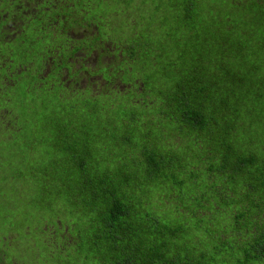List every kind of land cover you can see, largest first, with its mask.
<instances>
[{"label": "trees", "instance_id": "obj_1", "mask_svg": "<svg viewBox=\"0 0 264 264\" xmlns=\"http://www.w3.org/2000/svg\"><path fill=\"white\" fill-rule=\"evenodd\" d=\"M204 1L166 0L167 21L192 29V13L204 16ZM212 1L214 18L228 21L213 69H182L172 95L159 103L151 92L154 79L147 84L144 72L132 71L135 62L151 67L156 59L147 61L149 56L139 55L137 46L125 47L119 37H104L117 47L111 77L123 83L121 75H131L141 92L119 102L117 96L125 93L120 83L101 87L92 97L88 87L72 90L61 79L65 71L83 67L81 59L98 45L87 35L108 23L107 11L130 14L128 0H0V160L11 154L2 141L22 134L27 96L46 92L63 99L84 93L74 120L51 112L44 117L39 143L47 145L46 156L60 157L28 165L26 174L22 165L19 176L36 183L33 200L40 211L33 226L21 232L29 260L8 255L4 261L0 254V264H264V150L243 145L250 138L249 121H264V82L257 76L264 71V45L259 59L251 57L258 52L243 49L259 33L254 22L264 17V0ZM239 18L241 27L235 24ZM69 29L83 35L72 38ZM190 38L184 43L205 64L200 42L208 44V37ZM228 60L232 66L225 65ZM248 67L253 76L244 79ZM101 95L110 99L99 102ZM106 102L116 105L117 113L127 105L129 119L116 128L112 121L95 122ZM164 117L167 129L148 146L118 138L124 129L149 134ZM220 123L222 131L216 129ZM12 154L7 162L14 177ZM8 235L13 237H6V246L8 241L15 246L17 234Z\"/></svg>", "mask_w": 264, "mask_h": 264}, {"label": "rangeland", "instance_id": "obj_2", "mask_svg": "<svg viewBox=\"0 0 264 264\" xmlns=\"http://www.w3.org/2000/svg\"><path fill=\"white\" fill-rule=\"evenodd\" d=\"M165 3L166 0H128V4L125 3L124 6L132 10L130 14H113L107 11L104 16L108 23L103 27L98 26L99 28L96 32L94 28L89 31L90 37H99L105 45H108V43L104 37H119L126 42L125 47L137 46L139 55L144 54L146 59L149 56L147 61H152V58L156 59L155 65H152L151 67L147 64L144 67H139V62L137 61L135 62L132 71L138 73L144 72L141 78L147 84H150L154 79L151 92L157 96L159 103H163L172 95L175 85L178 80L181 79L182 69L191 70L195 68L200 70L204 69L205 65V69H213L215 61L213 53L215 54L216 47L219 43V37H225V28L228 25V21H225V17L222 15L218 16L220 17L219 21H217V17L214 18V14H211L214 2L212 0H205L204 10L202 11L204 16H198L197 12L196 14L192 13L191 21L194 24L192 29L184 26L173 27L170 25L171 21H167L171 12ZM115 5L120 6L121 4L115 3ZM93 12L94 10H92V13ZM27 14L32 15L33 11H27ZM134 21H136L135 24ZM81 23V20L71 21L69 27L80 25ZM241 23V18L235 22L239 27H241ZM254 25L257 26L255 31H259L257 35H252L255 42L248 43L243 47V49L249 53L260 51L261 46L264 45V17L260 24L255 21ZM176 37L180 38L177 39ZM190 37H208V44L200 42L202 55L203 52L206 51L205 64L204 58L195 56L191 47L184 43L191 39ZM89 45H92V43H89ZM44 47L45 45L41 46L42 49ZM92 47L97 50V56L92 58V67L97 68V65H99V68L92 74L104 76L106 79H109L110 77V80H113L111 75L114 73H108L109 69L104 65L105 61H108V58L106 60L104 59L106 56L102 54L99 47L96 45H93ZM260 55L261 53L258 52V54L251 57H258L257 59H259ZM169 60L171 61V65L168 63ZM220 63L223 65V62ZM225 65L232 66V63L228 60ZM166 66H170V68L167 69ZM214 68L218 70L219 66ZM111 70L113 71L114 68L112 67ZM249 70H251L249 67L245 69L243 74L245 76L244 79L253 76L252 72H249ZM166 71L167 75L165 74ZM263 72V69H261L260 74H257L261 82H264ZM202 73L204 74V70ZM124 74H127V72ZM204 76H206V74H204ZM27 79L28 76H25L24 82ZM120 79L123 81V83L121 82L122 84L119 81L120 88L125 93L121 94V98L117 96L119 102L127 99L129 95H133L135 91L138 93L141 92L138 90V80L136 81L132 79L131 75H121ZM93 81L96 82L97 78H94ZM108 84L109 82H106L104 86L106 87ZM248 85L250 90L251 85ZM100 86H102V84ZM113 89V87L109 88V91H113ZM244 89L246 88L244 87L243 90ZM97 92L98 88H96L95 85L90 91L91 96L94 97L97 95ZM18 96L23 97L24 95ZM83 97L84 93L63 96V99H59L46 92H43L38 96L35 95L34 97L27 96L22 102L23 111L21 114L22 117L19 120V123L22 122L24 126L21 136L17 134L11 135L9 138L2 141L5 144H9L8 151L10 152L8 153H13L12 157L14 156L13 162L15 163L12 165L13 173H15V176L13 177V174H10L7 162L11 154L6 158L2 157L0 160V249H2L0 254L4 258V261L8 255L13 259H19L22 261L29 260L25 255V252H23L28 245L27 240L21 232L25 230L27 225L31 224L33 226L40 211L38 204L33 200L36 195V183L27 179L26 175H24V178L19 176V173L23 170L22 165L26 167V174L27 168L30 165L36 164L37 166H40V164H43L45 161L53 163L60 157L59 153L54 152H50L48 153V156H46L45 149L48 148L47 145L39 143L38 135L43 130L44 117L51 112L53 115L60 114L66 119L74 120L77 114L76 111L80 107ZM226 98L232 103L230 88L226 90ZM96 99L99 102L104 103L105 100H109L110 97H107V95H101ZM143 99L144 96L140 95L138 100L142 102ZM215 102L218 105L220 101L215 99ZM125 107L126 108L123 109L124 114L117 113L118 107L110 102H106L101 111L102 117H99L94 121L98 122L104 119L105 123L111 121L114 122V128L119 127L123 125L124 120L129 119L128 114L126 113L128 110L127 105ZM138 115L142 120L146 119V116H143L140 109L138 110ZM153 118L154 116H152V119ZM24 121L26 126L23 123ZM168 121V117L162 118L159 127L149 134H140L136 131H134L133 134H130L128 130L124 129L121 131L118 138L122 139L129 137L130 140L136 139L139 142L146 143V146H148L156 141L155 136L160 130H164V128L167 129ZM263 124L264 121L261 123L260 120L257 121L254 119L249 121L250 138H246L243 144L246 148L254 151L264 150ZM244 127L246 129V124ZM216 129L218 131L223 130L221 123ZM18 152L23 155L17 156ZM36 170L37 168L34 171ZM18 231L20 232L18 233ZM11 232L17 234L15 246H11L12 243H10V241H8V246H6L5 242L8 240L6 237H13V235H8ZM35 236L42 238L43 235L41 231L35 230ZM61 247H64V245ZM69 255H71V250L69 251Z\"/></svg>", "mask_w": 264, "mask_h": 264}, {"label": "flooded vegetation", "instance_id": "obj_3", "mask_svg": "<svg viewBox=\"0 0 264 264\" xmlns=\"http://www.w3.org/2000/svg\"><path fill=\"white\" fill-rule=\"evenodd\" d=\"M68 35L70 37H78L81 36L83 34H79L80 31L75 32L73 30H68ZM87 37H90V35H87ZM94 38V39H93ZM92 39L98 43L97 47H99V50L102 52V54L104 56H106V58H108V60L110 62H113L114 59V55H113V51L116 50V46L111 44L110 42L107 41L108 45H105L104 42L99 40V37H92ZM93 56H97V50L93 49L91 51V53L84 57L83 59H81V61L79 62L80 64L83 65V67H78L75 68L73 70L70 71H65L62 74L61 79L65 82V85L70 87L72 90H85L87 87L89 89L92 90V88L96 85V88H98V90L101 87H105L104 84L107 82L106 80L102 79L101 75H97V74H93L91 75V73H93L92 68L89 66L90 63L92 62V58ZM94 78H97V81L94 82ZM113 80L115 81V84H108L106 87L108 86H115L116 84L119 83L118 80H115V77L112 76ZM102 84V86H100Z\"/></svg>", "mask_w": 264, "mask_h": 264}, {"label": "clouds", "instance_id": "obj_4", "mask_svg": "<svg viewBox=\"0 0 264 264\" xmlns=\"http://www.w3.org/2000/svg\"><path fill=\"white\" fill-rule=\"evenodd\" d=\"M116 49H117V47H116ZM94 57H95V56H93V58H94ZM104 59L106 60L107 58L104 57ZM104 65L108 67V69H109L108 73H111V72H112L111 68H112L113 66H112V64L110 63V61H109V60H108V61H105V64H104ZM89 66L92 68L93 72L99 68V65H97V68L92 67V63H90Z\"/></svg>", "mask_w": 264, "mask_h": 264}]
</instances>
